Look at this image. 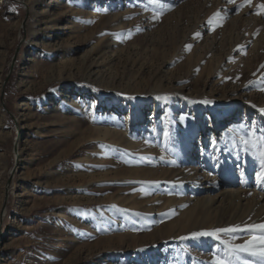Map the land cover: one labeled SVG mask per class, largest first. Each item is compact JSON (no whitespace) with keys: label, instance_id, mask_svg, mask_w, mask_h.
Here are the masks:
<instances>
[{"label":"rangeland","instance_id":"rangeland-1","mask_svg":"<svg viewBox=\"0 0 264 264\" xmlns=\"http://www.w3.org/2000/svg\"><path fill=\"white\" fill-rule=\"evenodd\" d=\"M160 4L0 0V264H260L192 234L264 224V0Z\"/></svg>","mask_w":264,"mask_h":264},{"label":"snow or ice","instance_id":"snow-or-ice-1","mask_svg":"<svg viewBox=\"0 0 264 264\" xmlns=\"http://www.w3.org/2000/svg\"><path fill=\"white\" fill-rule=\"evenodd\" d=\"M151 3L157 4L158 6H163L160 4V0H150ZM229 3H234L235 0H228ZM247 4H251V0H246ZM243 5H238V7H242ZM261 9H264V4L260 6ZM259 14V10L258 13ZM216 16H219V13L215 14ZM158 18V17H157ZM93 21H89V23H92ZM209 23H212V20H209ZM199 36V33L196 34ZM189 50L191 49V46L189 45ZM264 67V66H262ZM264 90V89H262ZM207 103V101H205ZM261 111H264V109H261ZM167 135V133H166ZM244 143H248V141H244ZM264 155V154H262ZM260 178L264 179V172L260 174ZM253 229H259L260 230V236L258 242L253 240V241H246L244 244L241 245H229L230 248V255L237 257L239 259V256L241 253H247L250 256H258L260 258V264H264V224H259V225H249L245 229H240L239 226H233L231 228H223V229H216L214 231H204V232H197L193 233L192 237L193 238H199V237H214L216 239H220L219 233H233L235 231H250ZM216 264H232V260H224L222 258H217ZM243 264H254V262L251 261H243Z\"/></svg>","mask_w":264,"mask_h":264},{"label":"bare ground","instance_id":"bare-ground-1","mask_svg":"<svg viewBox=\"0 0 264 264\" xmlns=\"http://www.w3.org/2000/svg\"><path fill=\"white\" fill-rule=\"evenodd\" d=\"M76 100L77 102H82V103H87L86 99L84 98V96L80 97H76ZM76 102V101H75ZM88 110H89V113L92 116V120H93V123L95 124V126L97 128L95 129H99L100 131H104V132H108V127H110L111 125H115V124H119L118 128H117V132L118 134L120 135H124L126 133V130H127V119L126 117H122V116H119L118 113H115V112H110V111H107V108L106 107H102L100 108L99 110H96L95 106H91L89 107L88 106ZM146 121L145 119H140L138 121H136L131 129L132 131V136L134 138V141L130 140L128 141L129 142V145L131 146H140L142 147V145L144 143H142L144 141V138L145 136H143L144 134H141V132L145 129H146ZM236 122V121H235ZM226 125H231V126H234L236 129L240 130L242 128V124H235V123H231V122H228V123H225ZM221 126V125H220ZM220 126H218V128H220ZM108 128V129H107ZM116 130V129H115ZM200 131H204L203 129H201ZM116 132V131H115ZM114 132V133H115ZM110 133V132H109ZM143 133V132H142ZM100 133H98L99 135ZM106 134V133H105ZM104 135V134H103ZM116 136V135H115ZM105 137V136H104ZM107 137V136H106ZM148 137V136H146ZM103 138V137H102ZM121 138V137H120ZM126 141V140H125ZM141 144V145H140ZM144 146V145H143ZM146 147V146H145ZM129 148V147H128ZM147 148V147H146ZM134 149H136L134 147ZM145 148L142 147V150H144ZM137 150V149H136ZM139 150V149H138ZM141 150V151H142ZM140 151V150H139ZM140 151V152H141ZM147 152V151H145ZM224 196V195H223ZM222 196V197H223ZM221 197V199H222ZM226 199V196H224V198L222 199L225 200ZM205 200V199H204ZM228 201V200H227ZM206 204L205 205H209L211 204V200L205 202ZM204 204V203H203ZM204 205V206H205ZM226 211V210H225ZM227 213H229V209L227 210Z\"/></svg>","mask_w":264,"mask_h":264},{"label":"water","instance_id":"water-1","mask_svg":"<svg viewBox=\"0 0 264 264\" xmlns=\"http://www.w3.org/2000/svg\"><path fill=\"white\" fill-rule=\"evenodd\" d=\"M14 63H15V60L13 61V64H12V69H13Z\"/></svg>","mask_w":264,"mask_h":264}]
</instances>
